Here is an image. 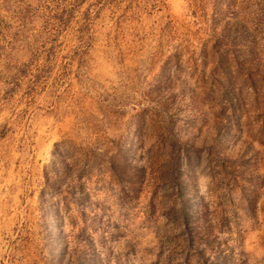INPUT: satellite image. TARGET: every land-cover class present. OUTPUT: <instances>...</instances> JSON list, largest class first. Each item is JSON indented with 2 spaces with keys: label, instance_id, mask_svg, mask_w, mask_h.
Segmentation results:
<instances>
[{
  "label": "rangeland",
  "instance_id": "obj_1",
  "mask_svg": "<svg viewBox=\"0 0 264 264\" xmlns=\"http://www.w3.org/2000/svg\"><path fill=\"white\" fill-rule=\"evenodd\" d=\"M0 264H264V0H0Z\"/></svg>",
  "mask_w": 264,
  "mask_h": 264
}]
</instances>
